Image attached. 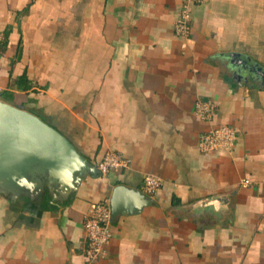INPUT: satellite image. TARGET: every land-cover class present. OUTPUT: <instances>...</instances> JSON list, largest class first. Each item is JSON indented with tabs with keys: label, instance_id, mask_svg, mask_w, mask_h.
Segmentation results:
<instances>
[{
	"label": "crops",
	"instance_id": "1",
	"mask_svg": "<svg viewBox=\"0 0 264 264\" xmlns=\"http://www.w3.org/2000/svg\"><path fill=\"white\" fill-rule=\"evenodd\" d=\"M0 32L2 101L96 166L107 150L130 160L68 194L0 192V264H264V0H0ZM198 100L215 104L212 120ZM218 124L236 130L234 146L201 151ZM147 173L161 180L152 194ZM117 184L151 203L113 216L90 259L84 220ZM221 195L222 207L176 210Z\"/></svg>",
	"mask_w": 264,
	"mask_h": 264
},
{
	"label": "water",
	"instance_id": "2",
	"mask_svg": "<svg viewBox=\"0 0 264 264\" xmlns=\"http://www.w3.org/2000/svg\"><path fill=\"white\" fill-rule=\"evenodd\" d=\"M230 59L234 65L248 62L234 52ZM88 175L98 177L99 169L66 135L38 115L0 99V192L39 194L47 187L54 194H68ZM151 200L140 189L117 184L110 199L112 217L137 212ZM226 200L223 195L208 197L176 210L194 213L198 207H222Z\"/></svg>",
	"mask_w": 264,
	"mask_h": 264
},
{
	"label": "built area",
	"instance_id": "3",
	"mask_svg": "<svg viewBox=\"0 0 264 264\" xmlns=\"http://www.w3.org/2000/svg\"><path fill=\"white\" fill-rule=\"evenodd\" d=\"M189 6L186 3L182 9L178 20L175 23V34L187 37L189 34ZM3 33L0 32V45L3 41ZM195 114L205 121L212 120L215 114V104L210 101L198 100L195 103ZM237 139L236 130L226 124L213 125L200 135L198 146L201 151L211 152L216 150L230 151ZM130 160L128 157L113 150H107L99 161L97 168L100 174H106L111 170H122L129 168ZM145 192L152 194L161 185L160 178L152 173L145 174ZM248 180H243V184H248ZM112 213L109 200H102L94 204L90 214L84 220L86 231L85 254L90 259H96L102 255L105 245L111 238L110 225Z\"/></svg>",
	"mask_w": 264,
	"mask_h": 264
}]
</instances>
